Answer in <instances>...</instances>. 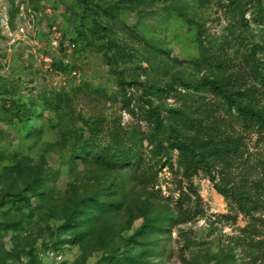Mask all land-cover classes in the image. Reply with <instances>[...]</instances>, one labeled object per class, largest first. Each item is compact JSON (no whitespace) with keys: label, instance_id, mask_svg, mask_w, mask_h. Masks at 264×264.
Here are the masks:
<instances>
[{"label":"rangeland","instance_id":"374dc122","mask_svg":"<svg viewBox=\"0 0 264 264\" xmlns=\"http://www.w3.org/2000/svg\"><path fill=\"white\" fill-rule=\"evenodd\" d=\"M205 80L264 114V0H0V264H264V236L202 172L196 198L168 147L175 111L214 103ZM85 140L142 171L80 161Z\"/></svg>","mask_w":264,"mask_h":264},{"label":"trees","instance_id":"16d2710c","mask_svg":"<svg viewBox=\"0 0 264 264\" xmlns=\"http://www.w3.org/2000/svg\"><path fill=\"white\" fill-rule=\"evenodd\" d=\"M84 4L87 8L86 2ZM257 10L261 12L260 4ZM251 70L257 80H262L256 63ZM201 87L214 97V103L200 101L201 98L198 102L195 100L199 117L195 113L175 111L174 125L168 135V147L178 153L177 172L196 198L192 179L200 172L207 175L216 190L230 201L231 207L248 218L250 234L264 236V160L249 159L245 151L247 134L264 138V114L255 107L256 97L243 101L251 89L245 93H232L221 84L206 80L200 83ZM146 120L156 130L162 125L153 109ZM77 158L107 170L132 168L140 171L143 166L139 154L120 152L110 145L102 146L98 141L85 140ZM219 174L221 185L216 183ZM256 221L261 225L253 223Z\"/></svg>","mask_w":264,"mask_h":264}]
</instances>
